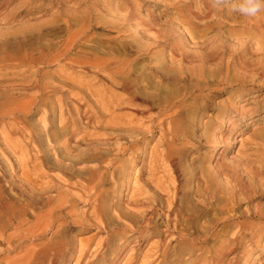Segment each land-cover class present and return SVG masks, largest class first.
<instances>
[{
    "label": "bare ground",
    "instance_id": "obj_1",
    "mask_svg": "<svg viewBox=\"0 0 264 264\" xmlns=\"http://www.w3.org/2000/svg\"><path fill=\"white\" fill-rule=\"evenodd\" d=\"M99 1L106 3L104 9L111 14L97 24L110 30L118 28L119 35L93 33L85 39L93 51L82 49L76 56H68L93 26L88 15L80 26H69V36L61 40L64 47L59 52L45 45L0 48V125L4 135L0 139V243L12 250L31 242L23 254L4 264H121L131 249L136 256L126 258L124 264H136L138 255L160 260L157 264H256L257 247L264 248V221L249 220L263 219L264 213L250 211L236 217L228 212L208 218L203 202L190 201L191 180L160 175L165 174L164 163L178 168L187 139L195 138L192 128L205 129L196 137L207 138L209 148L214 143L221 146L214 148L212 156L219 160L226 138L209 137L207 124L218 116L214 114L216 99L225 94H229L227 100L236 115H248L250 108L235 104L229 89L252 76L253 64L244 56L238 57L239 52L222 47L187 51V36L167 34L157 28L156 18L151 22L141 19L140 8L135 6L138 0H125V5L122 0ZM191 15L199 17L197 12ZM133 20L145 28L130 38L123 29ZM150 31L157 40L149 45L144 33ZM191 33L189 38L194 39ZM159 47H170L165 58L159 59ZM63 56L67 60H62ZM52 61L64 62L55 80H48L49 75L38 66ZM11 68L17 70L9 71ZM70 68L81 70L76 75L64 72ZM57 94H63L58 98L63 103L55 117L52 109ZM179 95L183 97L172 103V97ZM191 97L192 106L187 107ZM35 110H44L52 117L51 124L43 127L47 141L64 136L56 151L61 160L51 161L40 133L29 128L25 117ZM226 119L229 127L225 130L229 131L237 118ZM31 141L36 151L32 158L28 150ZM21 146L25 149L18 150ZM64 151L68 153L64 155ZM34 157L38 163L27 168ZM11 160L21 162L24 173L35 177L25 178L22 184L9 180L4 162L9 161L12 167L15 163ZM141 161L137 176L145 171L148 176L132 182L131 172ZM51 162L52 166H47ZM46 167L55 174L44 170ZM227 171L241 194H248V185ZM210 173L199 170L200 180L193 191L196 196L216 195L221 182ZM8 188L18 192L13 195ZM125 189H132L130 196H125ZM230 196L231 201H237L234 192ZM80 205H86V210L79 212ZM92 231L96 232L79 239L74 235ZM102 232L105 236L96 240ZM154 238L157 240L152 243ZM144 243L151 247L144 254L138 253Z\"/></svg>",
    "mask_w": 264,
    "mask_h": 264
},
{
    "label": "rangeland",
    "instance_id": "obj_2",
    "mask_svg": "<svg viewBox=\"0 0 264 264\" xmlns=\"http://www.w3.org/2000/svg\"><path fill=\"white\" fill-rule=\"evenodd\" d=\"M171 1L172 0H138L135 6L140 8L142 20L151 22L154 18H156L158 22L157 28L164 30L167 32V34H174L175 32V34L179 35V37L187 36L189 41L188 43H184V48L187 51H194L197 48L204 50L209 49L212 46L222 47L224 50L230 52H239L238 57L244 56L245 58H248L250 64H253L251 65L255 68V70L253 71L252 76H249L241 83H234L236 85L229 89L230 92L234 94L233 98L235 104L239 106L245 104V107L247 106L250 108V112L245 118L238 114L236 115V110L230 107V102L227 100L229 94L222 95L216 99L218 106L215 109L214 114L218 116L215 117L213 121H211L212 123L210 122V124L208 123L207 125L209 127L208 130L210 131H208L209 137L213 139L214 136L219 137L220 135H223L224 138H226L223 142L224 152L219 153V160L214 161L212 156L214 154V148H220L221 146L218 145V143H214V147L212 146V148H209V142H207V138L206 140H199V138L196 137L198 136L197 134H200L201 132L203 133L205 129H202L201 131H194L192 128L191 130L196 134L195 138L187 139L185 148L186 151L183 152V155L181 156L182 158L180 157V159L177 161L178 168L175 169L172 167V165L164 163L162 171L165 170V174L161 172L160 175H164V178L166 179L172 178L173 176V178H179L183 181L191 180V185L189 186V189L187 188L189 192L192 191V198L190 201H192V203L203 202V205L205 204L204 206L206 207L202 208L205 210L207 214L206 217L208 218L218 217L219 215L222 217L228 212H234V214H231L235 215L236 217L240 216L241 214H246L250 211L264 213V108H261L262 104L264 103V12H261L257 17L247 18L240 16L239 14L228 13L226 10L211 9L209 0ZM122 2V5H125V0H122ZM105 4L106 3L100 2L99 0H0V48L5 47L12 50L16 47L27 48L45 45L46 47H51L54 51L59 52L64 47V45H61V40H65L69 36V26H80L82 22H85L86 15H88L89 18H93V26H91L85 32V38L79 41L77 45L73 47V49L69 50L68 56H76L79 50L82 49L86 51H93V49L85 42V39L91 36L93 33L105 34L111 37L119 35L118 28H112V30H110L109 27H102V23L97 24V21L107 18V16L111 14L108 10L104 9ZM191 12H197L199 17L191 15ZM186 19H189L188 23L183 24L181 21ZM143 26L145 28V24L142 22L133 20L123 30H127L126 34L129 35L130 38H134L135 32L140 31V28H143ZM256 31L259 34H256ZM189 33H191L193 36L195 35V38H189ZM144 35L146 36L145 40L149 45L157 40L155 32H146ZM197 43H199V47L197 46ZM112 48H114V46ZM156 50L160 59L161 57L165 58L171 49L170 47L165 49H161V47H159ZM62 60H67V56H63ZM64 61L48 62L43 65H39L38 69H40L42 73H47L49 75L48 80H55V77H57L59 73V67ZM178 62L179 61H174L172 63L178 64ZM215 67H218L217 63L215 64ZM15 70L17 69H9V71L12 72ZM80 70V68L74 70L73 68H70L66 69L64 72L76 75L80 72ZM19 78L23 77L19 76ZM249 89H252L251 91H253L250 93V95L248 94ZM72 94L75 95L76 91H74ZM61 95L63 94H57L54 96L56 100L55 102L57 103H53L54 108L52 110L54 112H52V116L56 117L61 112L60 105L63 102L59 101L58 99L61 97ZM182 97L183 96L181 95L178 97L173 96L172 103L176 102ZM193 99L194 97H191V99L187 101V107L192 106L191 104L193 103ZM210 113L213 114L212 111H210ZM47 115L49 114H47L44 110H35V112L24 117L26 121L30 123L29 128H33L36 134L40 133L41 144H43V146L46 148V151H48L47 153L51 157V161H58L61 160V157L56 151L62 146L61 143L64 142L65 138L64 136H60L57 141L56 139L55 141L46 140L45 129L43 127L45 125L51 124L52 122V117ZM232 116H235L237 119L231 123L233 125L230 124L231 128L229 131L225 130L226 127H229L225 123L227 120L226 118ZM219 118L221 121H218ZM205 120L203 121L204 123L206 122ZM54 124L57 125L58 123ZM2 125L3 124L0 125V139H2L4 136L2 132ZM254 129L256 132L253 131ZM251 134H254L256 137L253 139V137H250L252 136ZM158 137H160V134L157 135V137L152 141L150 149L154 147L159 139ZM232 142H234L233 148L230 147V143ZM30 143L31 144H29L28 150L29 155L32 158L34 155H36V151L33 148L34 143H32V141ZM180 147L181 145L178 146V148ZM22 148L25 149L23 146H21L18 150H23ZM162 148L164 147H161L160 149L162 150ZM67 151H64L63 154L65 155L68 153ZM78 152L79 151H75V154H78ZM75 154L73 153V155ZM35 157L33 160H31L29 164L30 166H27V168L32 169L33 166L38 163V160H36ZM126 157H128V155L125 156V158ZM11 161L14 162V160ZM4 163L8 171V179L13 180V182H16L17 184L24 183L26 181L25 178L27 177H35L29 172L26 174L24 173L25 167L24 165L20 164L21 162H14L15 164L12 167L9 165V161H5ZM47 166H52V162ZM138 166H136L134 169L132 168L133 171L131 172L130 177L132 182H135L138 180V178H142L141 180H144V178L148 176L147 171L143 172L142 175L140 174L137 176V174H139L137 169L142 166V161L138 164ZM203 169L211 171L210 176L216 182H221L219 184L220 186L216 190V195H212L208 198L196 196L195 192L193 193L196 182L200 180V176H197V174L199 170ZM44 170L49 171L50 174H55V171L48 167H46ZM227 170L231 171L230 174L233 173L234 179H241L248 185L247 192L249 195L241 194L239 189L236 188L235 182H233V178L229 176ZM170 174L171 176H169ZM222 187L224 189H222ZM9 188V192H11L13 195L18 192L17 189L12 190V188ZM131 192L132 189L130 192L125 189L124 194L126 196L128 193L130 196ZM232 192L235 193L236 199L238 198L237 201H231L230 194ZM226 195L229 196V201L227 200L229 198H227ZM209 200L211 201L210 203ZM219 200H221V202H219ZM229 202L231 204H227ZM78 208L79 212H83L86 210L87 206L80 205ZM242 218L246 219L244 217ZM249 221L260 222L264 221V218H256V220L250 219ZM94 232L96 231H92L91 233L83 235L74 233V235L77 239H79L82 236H89ZM105 234L106 233L104 232L99 233L96 240L101 238V236L104 237ZM156 240L157 238H154L151 240V242L153 243ZM41 241L43 240H40V242ZM30 244L31 242L23 243L19 246V248L12 249V251L11 249H8V246L0 243V264H4L7 259H12L19 256V254H23L25 252L24 250L27 248L26 246ZM134 244H136V242H134L133 245ZM150 247L151 244L144 243L142 249L139 250L138 253L144 254V252H146ZM257 248L255 252L257 259L255 262L256 264H262L264 262V248ZM131 250L133 251L134 249ZM131 250L128 252V257H126L127 259L130 256H136L134 255V251L131 253ZM126 258L121 262V264L125 263L127 260ZM138 259L136 264H141L142 261H144L143 263L146 264L152 260V264H157L160 261L156 259H144L143 256L139 255Z\"/></svg>",
    "mask_w": 264,
    "mask_h": 264
},
{
    "label": "clouds",
    "instance_id": "obj_3",
    "mask_svg": "<svg viewBox=\"0 0 264 264\" xmlns=\"http://www.w3.org/2000/svg\"><path fill=\"white\" fill-rule=\"evenodd\" d=\"M212 9L226 10L247 18L257 17L264 12V0H209Z\"/></svg>",
    "mask_w": 264,
    "mask_h": 264
}]
</instances>
